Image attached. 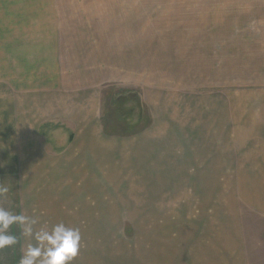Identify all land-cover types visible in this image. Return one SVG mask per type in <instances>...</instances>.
<instances>
[{
	"label": "rangeland",
	"instance_id": "374dc122",
	"mask_svg": "<svg viewBox=\"0 0 264 264\" xmlns=\"http://www.w3.org/2000/svg\"><path fill=\"white\" fill-rule=\"evenodd\" d=\"M64 3L0 12V73L22 71L0 75V116L22 84L62 103L29 137L50 170L22 149L20 213L79 227L74 264H264V0Z\"/></svg>",
	"mask_w": 264,
	"mask_h": 264
},
{
	"label": "crops",
	"instance_id": "0c3cea01",
	"mask_svg": "<svg viewBox=\"0 0 264 264\" xmlns=\"http://www.w3.org/2000/svg\"><path fill=\"white\" fill-rule=\"evenodd\" d=\"M61 3L65 4L64 0H0V12L16 13V16L20 15V12L25 13L28 11L44 13L50 12L52 9L57 10V8H55V5L59 6V4ZM59 9L61 8L58 7V10ZM38 24L41 25V23ZM20 25L22 26V23H20ZM39 25L36 26L39 27ZM25 26L32 27L33 25L30 21H27ZM56 71H60V68L59 70L56 69ZM3 72H10V76H18L14 75V72L17 74L22 71H20L19 69H1L2 74L0 73V75L6 76V73ZM9 79L12 81L14 80V78ZM31 85L35 87L31 89H24L25 92H22V90L17 91L14 95H12L10 103L11 107L13 102L15 104L14 114H10L9 116L4 117L0 116V158L6 156V161L2 162L0 160V178L3 180L2 182H0V184H3L9 188V193L6 198L11 200H8L5 204V206H7L6 209H9V207H11L12 211L16 213H20V211L23 209L24 204L22 201H20V199L24 196L23 190L21 191L23 186L20 187L18 181V176L20 175V169L18 166L20 165V160L26 155V153L22 152V149L25 148L28 150L29 148L28 153L32 156V162L30 161V163L33 166V171H36L34 172V174H37V172L50 170L51 164L48 161V157L51 156V153L45 154V152H43L41 148L34 144V140L30 138H32L33 136L31 133L36 132L40 126L49 125V123L51 122V113L49 112H51L52 105L54 106V108L55 105H59V108H61L62 104L61 101L52 100V90H45V87H47V84L45 83H38V86L27 83L22 84V87ZM15 87L17 86L15 85ZM16 94L18 95V97H16ZM52 101L54 102L52 103ZM91 101L92 100H86V109L84 107V100L74 101L73 104H66V102H64L63 109H67L69 113L74 114L75 116H77V114L83 115L82 109H84V112L87 115L88 109H90V111L92 112V106L90 105ZM45 106L47 107L45 108ZM87 118L90 119L91 124L95 125L96 128L94 129V131H97L99 127V121L97 120V117L93 120L92 116L87 115ZM13 119H15L16 121L15 125ZM18 121L23 122L20 127ZM39 131L40 130H38L37 132ZM27 134L30 135L28 136ZM73 138L74 136L71 134L70 140H73ZM24 141L26 143L32 141V143L25 145ZM37 150H39V153H37ZM79 153L80 150L79 152H76L75 155L78 156L80 155ZM30 155H28L29 158H31ZM24 166H26L25 159L23 167ZM70 168L73 169V166H71ZM54 171H56V169ZM37 179V181L40 183H45L46 181H48V179H44L43 181L40 178ZM54 180L56 181L59 179L54 178ZM41 186L43 192L48 189L43 184H41ZM41 186H38V188L40 189ZM38 197L39 193L36 191V188L31 187L30 195L25 198H33L34 200L32 201L35 202V198ZM15 247L18 246L16 245L12 247V249L14 250ZM219 249L220 247L215 248V250ZM19 251L20 254H22L21 250L17 248L18 254ZM8 260L12 261V258H9Z\"/></svg>",
	"mask_w": 264,
	"mask_h": 264
},
{
	"label": "clouds",
	"instance_id": "9594fccd",
	"mask_svg": "<svg viewBox=\"0 0 264 264\" xmlns=\"http://www.w3.org/2000/svg\"><path fill=\"white\" fill-rule=\"evenodd\" d=\"M8 193L9 188L0 184V200ZM13 225L20 229L19 236L10 232ZM21 237L24 243L18 264H74L82 246L79 227L42 220L35 212L29 215L0 207V250L20 244Z\"/></svg>",
	"mask_w": 264,
	"mask_h": 264
}]
</instances>
